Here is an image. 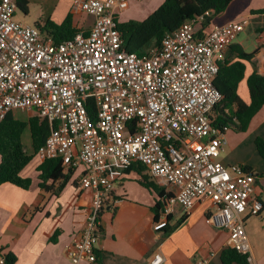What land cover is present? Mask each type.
Wrapping results in <instances>:
<instances>
[{
    "label": "built area",
    "instance_id": "obj_1",
    "mask_svg": "<svg viewBox=\"0 0 264 264\" xmlns=\"http://www.w3.org/2000/svg\"><path fill=\"white\" fill-rule=\"evenodd\" d=\"M20 1L0 0V124L10 111L34 113L52 129L40 158L60 159L67 172L82 168L79 188L90 189L93 201L68 248L71 261L97 263L101 213L121 201L123 171L141 163L160 186L176 189L166 191L156 231L169 226L176 205L189 214L197 201H209L207 224L227 230L229 248L251 262L245 223L264 211L259 176L219 160L228 139L213 117L222 98L215 79L246 22L198 36L199 19L187 21L140 56L125 49L118 17L144 0H83L81 11L94 24L62 42L18 22ZM164 262L161 252L151 259ZM0 264H8L2 253Z\"/></svg>",
    "mask_w": 264,
    "mask_h": 264
},
{
    "label": "crops",
    "instance_id": "obj_2",
    "mask_svg": "<svg viewBox=\"0 0 264 264\" xmlns=\"http://www.w3.org/2000/svg\"><path fill=\"white\" fill-rule=\"evenodd\" d=\"M82 1L21 0L20 3H28V13H24L25 21L31 16L35 6L42 8L38 19L37 16L28 19L35 26L43 27L46 22L61 25L70 16L73 29L77 33L88 34L95 18L81 11ZM237 2L238 0H233L227 10L217 16L204 32L206 34L215 25L246 22L245 29L236 42L247 52L257 51L252 63L247 64L245 78L239 86L241 98L250 103L247 85L249 76L254 72L264 76V31H261L264 28V14L254 13L264 9V0ZM147 9L150 15L153 10ZM42 31L48 33L46 30ZM24 113L29 117L34 116L32 112ZM14 114L20 118L18 112ZM250 124L255 126L257 132L262 129L264 107L253 117ZM27 132L23 142L28 152L33 153L30 132ZM262 135L264 137V133ZM225 161L226 159L221 160L227 165L228 162ZM239 161L255 172L250 161L236 160ZM43 162L37 154L21 172L23 177L32 179L29 189L11 183L0 185V250L4 256L12 255L14 264H74L67 251L80 237L92 205L93 192L79 188L82 168L73 170L69 182L59 194L42 189L39 185L38 168ZM133 173L135 174L133 171H123L116 184V195L121 201L115 207L107 206L101 213L102 231L96 264H151V259L158 252L164 255V264H199L205 261L209 264H223L222 253L229 248V232L207 224L206 216L211 209L209 201H197L189 214L178 207L170 215L169 226L156 231L154 225L158 220H155L153 207L157 195L139 182L137 185L128 182L134 176ZM136 174L134 181H139L140 175ZM151 178L157 183L152 176ZM263 179L262 176L258 179L257 192L264 204L259 188L263 185ZM48 184H54L56 189L60 182L50 181ZM164 188L168 192L176 190L173 186ZM250 221L255 226L251 235L246 227L252 250L250 264H264V211L260 217H247L245 226ZM169 229L173 231L168 232ZM79 264L91 263L81 261Z\"/></svg>",
    "mask_w": 264,
    "mask_h": 264
},
{
    "label": "trees",
    "instance_id": "obj_3",
    "mask_svg": "<svg viewBox=\"0 0 264 264\" xmlns=\"http://www.w3.org/2000/svg\"><path fill=\"white\" fill-rule=\"evenodd\" d=\"M232 2L233 0H163L159 8L145 20L119 23L118 28L122 34L125 49L143 56L149 49L160 47L166 34L177 31L187 21L199 19L200 29L197 30V34L203 36L205 29L217 16L224 13ZM19 7L25 14L28 13V3H19ZM254 13L264 14V9ZM37 27L46 30L56 42L71 39L77 34L72 27L70 16L61 25L46 22L43 27L40 25ZM261 31H264V28ZM256 53L257 51L247 52L242 45L234 42L228 48L226 59L220 65L214 84L222 98L213 108V117L215 125L222 132L231 129L245 132L253 117L264 107L263 75L254 72L247 80L250 103L245 102L239 94V86L245 78L247 64L252 63ZM27 131L30 132L33 153L28 152L23 142ZM51 131L49 122L36 115L29 117L28 120H22L15 116L14 111L7 113L0 124V185L11 183L23 189L30 188L32 179L23 177L21 172L38 154ZM255 143L259 155L264 160V139L258 138ZM73 170L65 172L60 159H46L38 168L39 185L42 189L59 194L69 182ZM126 170L139 174L138 182L157 195L153 211L155 220H159L171 194L166 193L164 187L153 181L147 173V168L141 163L133 164ZM258 176L261 177V175ZM50 181L60 182V184L55 189L54 184H48ZM178 207L180 206L174 207L173 213ZM173 229H169L168 232H172ZM6 259L8 264L15 263L14 257L10 254L6 255ZM222 262L223 264H250L247 255L232 248L223 251Z\"/></svg>",
    "mask_w": 264,
    "mask_h": 264
},
{
    "label": "rangeland",
    "instance_id": "obj_4",
    "mask_svg": "<svg viewBox=\"0 0 264 264\" xmlns=\"http://www.w3.org/2000/svg\"><path fill=\"white\" fill-rule=\"evenodd\" d=\"M241 1L243 2L244 0H238L237 3H240ZM161 4H162V0H145L141 2H132L131 7L128 11L119 14V17H118L119 23H125L130 20L143 21L149 16L148 15L149 11L147 8H152L153 10L152 13H153L155 10L159 8ZM41 14H42V8L39 5H37L32 10L31 16L27 18V21L24 20L25 14L23 10L21 9L17 10L15 19L18 22H21V23L24 22L23 23L24 25L35 26L28 19L35 18L36 16L38 19V17ZM198 29H200L199 24L196 25V31ZM14 112H18L17 115L22 120H27L29 118L28 114L24 113V111L14 110ZM25 133H28V132H25ZM262 133H264V126L259 132H257V129L255 128V126H253V124H250V123H249L247 130L244 133H238L233 129H231V131L227 130L226 137L228 138V140L230 139L229 140L230 143L225 146V150L224 152H222L219 160L221 161L223 159H226L225 162H228L227 166L231 164H245V163H241L240 161L236 162L237 159H244L245 162L250 161L255 173L264 177V160L260 157L256 149V143H255L258 138L264 139ZM135 174L132 178H129L128 182L134 183V185H137L139 183L137 180L134 181ZM262 184L263 185L262 186L260 185L259 188L262 191V195L264 199V179L262 180ZM246 227H247V232L250 235L255 230V226H253L252 221L248 222Z\"/></svg>",
    "mask_w": 264,
    "mask_h": 264
}]
</instances>
